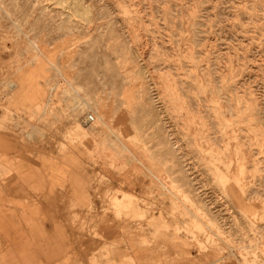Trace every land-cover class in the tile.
<instances>
[{"label":"rangeland","instance_id":"374dc122","mask_svg":"<svg viewBox=\"0 0 264 264\" xmlns=\"http://www.w3.org/2000/svg\"><path fill=\"white\" fill-rule=\"evenodd\" d=\"M37 45L44 97L18 107ZM77 87L107 126L92 104L70 113ZM0 135L91 147L99 210L68 213L80 248L97 241L88 264H132L127 246L149 264H264V0H0Z\"/></svg>","mask_w":264,"mask_h":264},{"label":"crops","instance_id":"0c3cea01","mask_svg":"<svg viewBox=\"0 0 264 264\" xmlns=\"http://www.w3.org/2000/svg\"><path fill=\"white\" fill-rule=\"evenodd\" d=\"M0 136V264H88L97 241H84L80 248L68 213L83 214L92 205L99 210L91 147L76 143L59 153L50 144L30 153L24 144ZM114 185L126 190L121 183ZM103 229L108 240L117 238L114 229ZM127 249L132 264L158 258L156 254L147 259L136 249ZM121 256L115 254L113 263L125 264Z\"/></svg>","mask_w":264,"mask_h":264},{"label":"bare ground","instance_id":"6f19581e","mask_svg":"<svg viewBox=\"0 0 264 264\" xmlns=\"http://www.w3.org/2000/svg\"><path fill=\"white\" fill-rule=\"evenodd\" d=\"M59 3V2H58ZM67 7V6H66ZM62 10V9H61ZM74 18V17H73ZM36 50H37V55L35 57H37V59H33L34 62V66L31 67L30 69L27 68V66L23 65V66H19L18 72L19 70H22L24 68L27 69V71H25L24 73H17V77L19 82V90L14 93V97L16 98L15 101V105L19 106H25V107H30L32 108L34 105L39 106L42 103L43 97H42V89L40 88V83L41 81H46L49 77V75H47V68H45V72L41 71V68H39L40 63H42V61H38L41 60L40 57H44V53L38 49V45L36 46ZM49 51V50H48ZM40 56V57H39ZM56 61V60H55ZM29 63V62H28ZM48 64H50L51 66H55V63L51 60H48L47 62ZM27 64V63H26ZM37 64V66H36ZM43 70V69H42ZM56 70V69H55ZM58 71V70H57ZM16 74V72H15ZM58 74V73H57ZM67 85V84H66ZM55 87V86H54ZM54 87H50V91L49 94L51 95L53 93ZM70 87V86H69ZM79 87L77 88H73L72 91L74 92V101L75 102L74 105H69L68 109H70V113L76 117V115L83 113L82 111L86 108L89 107L90 104H92V106L94 107V110L91 109L95 114H96V118L99 122V124L103 125V126H107L106 122L103 120V116L101 115V111L98 108V102L94 101L91 102L90 104L88 103L87 100H84L80 95H79ZM71 91L69 90V88L66 89H62L60 90V93L58 94L59 96L62 95L64 97V95L68 96ZM54 94V93H53ZM57 93H55L56 95ZM49 95V96H50ZM71 96V95H70ZM42 98V99H40ZM90 102V101H89ZM71 104V103H70ZM29 105V106H26ZM31 105V106H30ZM36 106V107H37ZM100 112V113H99ZM94 121H95V115H94ZM93 121V122H94ZM92 122V123H93ZM84 123L86 125H90L88 124L86 121H84ZM78 130L83 134H85V130H82V128H80L79 126H77ZM77 132V131H76ZM79 133V132H78ZM259 147V146H258ZM129 152V151H128ZM153 176V175H152ZM140 185V184H139ZM123 195V194H122ZM122 197V196H121ZM121 199V198H120ZM129 201V200H128ZM121 203V202H120ZM122 204V203H121Z\"/></svg>","mask_w":264,"mask_h":264},{"label":"built area","instance_id":"2783aa9c","mask_svg":"<svg viewBox=\"0 0 264 264\" xmlns=\"http://www.w3.org/2000/svg\"><path fill=\"white\" fill-rule=\"evenodd\" d=\"M85 121L90 124L94 121V115L93 114H90L88 113L86 116H85Z\"/></svg>","mask_w":264,"mask_h":264}]
</instances>
